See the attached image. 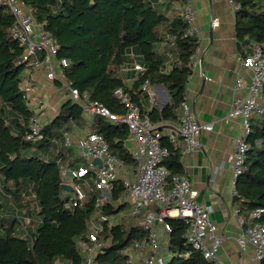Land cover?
<instances>
[{
  "label": "trees",
  "instance_id": "obj_1",
  "mask_svg": "<svg viewBox=\"0 0 264 264\" xmlns=\"http://www.w3.org/2000/svg\"><path fill=\"white\" fill-rule=\"evenodd\" d=\"M185 0H176L184 2ZM30 7L37 22L42 23L58 45V57L69 60L65 77L81 93L87 92L116 113L125 108L116 96L124 88L139 105V91L146 82L162 84L170 101L148 110L154 123L176 121L180 102L192 74L191 58L199 39L188 34L189 23L174 9L172 1L158 0H22ZM236 34L240 48L246 40L262 44L264 52V0H234ZM171 12V16L168 15ZM14 17L0 7V264H85L87 253L79 242L85 239L92 216L122 214L110 224L103 223L104 245L95 255L96 264H131L126 250L137 241L146 240L143 214H125L124 186L115 184L111 198L96 209L98 191H89L87 201L74 204L71 194L62 187L61 170L76 166L71 147L63 143V132L74 124L85 128L79 103L65 101L50 122L44 124L43 139H26V123L35 114L29 98L21 88L24 64L18 63L24 47L13 37L10 28ZM166 42L165 51L157 45ZM141 58L143 70L128 87L120 75L124 65ZM174 60L171 69L166 65ZM142 106V105H141ZM90 132L101 133L110 151L120 162L135 166L125 141L129 136L125 124L112 123L94 116ZM252 130L246 141L250 148L246 170L235 188L244 198L238 202L243 211L264 208V120L251 119ZM57 140V142H55ZM170 154L163 161L174 174L185 173L180 149L167 138ZM58 147L56 156L47 153ZM78 162V163H77ZM169 186V183H168ZM35 215L40 222H37ZM29 219V222L27 220ZM264 222V214L261 218ZM168 258L166 264H215L203 257L187 241L190 223L185 218L169 217ZM85 252V255L83 254ZM264 264V260L261 261Z\"/></svg>",
  "mask_w": 264,
  "mask_h": 264
},
{
  "label": "built area",
  "instance_id": "obj_2",
  "mask_svg": "<svg viewBox=\"0 0 264 264\" xmlns=\"http://www.w3.org/2000/svg\"><path fill=\"white\" fill-rule=\"evenodd\" d=\"M158 1H172L174 9L179 11L189 23L188 34L199 39V45L191 58L190 64L193 68L200 59L202 48L199 30L193 24L191 5L187 0L184 2ZM229 1L236 11L238 7L234 0ZM1 6L6 7L7 11L13 15L14 23L10 32L24 47L18 61L25 66L23 74H29L33 69L44 68L47 79L60 82L69 93L70 99L80 104L84 114L98 116L112 123L125 124L130 138L136 142L130 149L135 160V171L132 174H122L126 164L120 162L110 151L109 144L101 133L89 132L74 143L72 135L68 131L63 132V143L68 147L74 145L81 160L76 166L61 170L63 183L72 186V190L68 192L74 204L81 205L87 201L86 188L89 191L97 190L99 194L95 207L100 210L111 198L116 182L121 180L124 194L131 198V213L144 215L142 223L148 233L146 240L137 241L129 247L139 251L136 256L127 252L131 264H166L168 257L162 252L157 225L160 224L164 231L169 233L170 225L167 222L169 217L185 218L190 223L185 237L205 259L215 264H226L218 256L223 240L217 233V225L210 217L211 206L203 205L197 200L198 190L186 173L174 174L168 182L170 171L163 164L164 159L170 154V146L164 144V138H167L175 147L180 144L181 155L192 153L200 145L201 133L212 130L213 125L202 123L196 118L186 96L180 102V112L176 123L169 126L167 132L164 131V122L154 123L150 119L148 110L134 101L130 92L124 88H118L115 92L125 108L124 113L112 111L103 102L91 99L87 92L81 93L65 77V68L70 62L65 57H58L59 47L53 36L42 23L36 21L30 7L26 6L22 0H0ZM218 24V18L211 20L212 26ZM242 65L250 71L251 79L245 81L241 76L236 78L235 95L229 112V116L241 118L243 124V133L237 138L234 151L229 156L232 170V194L238 202L244 201L235 185L238 177L246 170V159L250 148L246 139L252 130L251 119L259 117L264 120V52L261 43H251ZM134 68L143 70L140 64H135ZM21 88L26 93L30 89L22 82ZM142 89L148 92L153 102L152 85L146 82ZM26 124V139L32 142L43 139L44 124L36 114L32 115ZM95 158L101 159V165L94 161ZM232 211L242 226L236 238L239 248L246 250L248 246H252L257 260L261 262L264 260V222L261 221L264 208L259 207L246 212L236 204ZM119 217L99 212L98 215L90 218L85 239L79 242L81 249L87 253L85 264H93L95 255L103 248L104 243L100 237L103 223L105 221L110 224L115 223Z\"/></svg>",
  "mask_w": 264,
  "mask_h": 264
},
{
  "label": "crops",
  "instance_id": "obj_3",
  "mask_svg": "<svg viewBox=\"0 0 264 264\" xmlns=\"http://www.w3.org/2000/svg\"><path fill=\"white\" fill-rule=\"evenodd\" d=\"M187 1L192 7L193 24L199 30L202 53L198 63L192 68L185 94L196 118L202 123H211L213 128L201 133L200 145L194 152L180 154L181 163L184 172L198 190L197 200L212 208L210 217L217 225V233L223 240L218 256L226 264H261L252 246L241 250L236 242L242 226L232 211L238 202L232 194V170L229 161L235 142L243 133L241 118L229 116L235 95L234 84L239 76L245 81L251 79V73L243 67L242 61L249 52L252 42L244 43L245 47L240 48L236 34V11L229 0ZM168 15L171 16V12H168ZM213 18H218L217 26L211 25ZM167 46L168 44L164 45V41L160 42L157 50L163 51ZM134 59V62L124 65L120 70V75L128 87L133 85L142 71L134 68L135 64L142 65L141 58L136 55ZM174 63V60H170L166 65L167 69H171ZM22 83L29 86L30 89L27 92L29 105L43 124L50 122L57 115L60 106L70 99L69 93L60 82L47 79L44 68L33 69L29 74H23ZM152 89L154 90L153 102L147 91L141 89L138 93L142 108L145 110H150L154 106L162 108L170 101L165 87L164 91L169 98L159 84L152 85ZM32 101H37L36 107L31 105ZM88 116L91 115L84 114L85 119ZM176 121H165L164 131L167 132L168 127ZM86 125L83 128L74 124L68 130L74 143L91 131L90 125ZM135 143L130 136L125 141L129 150L135 146ZM176 148L181 150V145L177 144ZM71 150L74 157L78 158L77 148L73 145ZM134 171V166L126 164L122 174H132ZM124 200L129 203L125 214H129L131 198L125 195ZM117 216H120L119 220L122 214ZM157 231L162 252L168 257V233L160 224L157 225ZM127 252L134 256L139 254V251L134 248H128Z\"/></svg>",
  "mask_w": 264,
  "mask_h": 264
},
{
  "label": "rangeland",
  "instance_id": "obj_4",
  "mask_svg": "<svg viewBox=\"0 0 264 264\" xmlns=\"http://www.w3.org/2000/svg\"><path fill=\"white\" fill-rule=\"evenodd\" d=\"M36 102H37V101H32L31 105H32L33 107H36V105H37ZM36 113H38V109H36ZM37 116H38V115H37ZM94 118H95V117H93V116H88V118L85 119V121H86L85 124H89V125H91V123L94 121ZM39 119H40V118H39ZM127 145H128V144H127ZM128 147H129V145H128ZM57 152H58V147H55V148H53V149H50L47 153H40V152H37V153H39V154L42 155V156H47L48 154H53L54 156H56ZM80 161H81V160H80ZM80 161H79V162H80ZM35 219H36L37 222H40V220L38 219V216H37V215H35ZM96 221L98 222V218H96ZM27 222H29V219L27 220ZM83 254L85 255V252H83Z\"/></svg>",
  "mask_w": 264,
  "mask_h": 264
},
{
  "label": "water",
  "instance_id": "obj_5",
  "mask_svg": "<svg viewBox=\"0 0 264 264\" xmlns=\"http://www.w3.org/2000/svg\"><path fill=\"white\" fill-rule=\"evenodd\" d=\"M250 41L246 40L245 43L248 44ZM159 86L163 89L164 91V86L162 84H159ZM164 94L167 96V98H169V96L165 93ZM94 161L98 164L101 165V159L100 158H95ZM62 187L66 190V191H71L72 190V186L70 184H66V183H62ZM96 264V263H93Z\"/></svg>",
  "mask_w": 264,
  "mask_h": 264
}]
</instances>
